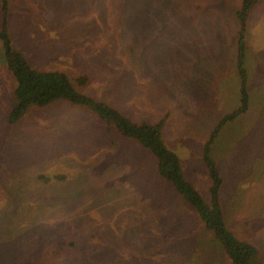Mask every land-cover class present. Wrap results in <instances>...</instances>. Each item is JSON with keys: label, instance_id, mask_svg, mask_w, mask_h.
I'll use <instances>...</instances> for the list:
<instances>
[{"label": "rangeland", "instance_id": "1", "mask_svg": "<svg viewBox=\"0 0 264 264\" xmlns=\"http://www.w3.org/2000/svg\"><path fill=\"white\" fill-rule=\"evenodd\" d=\"M239 5L9 0L6 18L12 47L32 68L85 75L81 92L135 122L163 119L166 147L209 201L203 145L239 104L229 14ZM247 36L250 108L221 130L210 156L228 228L264 264V3ZM3 63L0 42V264H174L169 232L191 241L189 264H228L155 157L89 110L55 101L8 124L15 82Z\"/></svg>", "mask_w": 264, "mask_h": 264}, {"label": "trees", "instance_id": "2", "mask_svg": "<svg viewBox=\"0 0 264 264\" xmlns=\"http://www.w3.org/2000/svg\"><path fill=\"white\" fill-rule=\"evenodd\" d=\"M261 3H264V0H240L239 7L229 11L230 16L238 23L234 42L236 72L239 77V104L232 112L222 116L203 145V161L210 179L209 201H205L193 185L185 179L177 154L166 147L162 139L163 119L154 123L135 122L112 106L81 92L76 86H84L88 83L89 79L85 75L73 81L67 74L60 71H39L32 68L26 58L12 47L6 18L9 0H0L2 10L0 42L3 49V65L15 82L8 124L18 121L32 107H46L55 101H66L84 107L96 115L108 130L114 128L119 135L133 140L155 157L159 176L169 182L191 206L202 224L204 234L215 246L214 249L226 258V263L262 264L257 248L248 241L238 239L228 228L221 201L223 177L210 156L211 148L221 130L247 113L250 108L248 75L244 67L247 32L251 17ZM38 179L49 180L42 175H39ZM55 179L61 180L62 177L55 176ZM168 235L169 237L165 238L169 242V251L176 253L175 257L170 259H173L174 264H189L191 261L186 260L185 257L191 255L190 250L194 251L189 238L184 235L185 237L178 236L175 239L170 232Z\"/></svg>", "mask_w": 264, "mask_h": 264}]
</instances>
